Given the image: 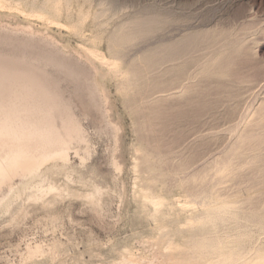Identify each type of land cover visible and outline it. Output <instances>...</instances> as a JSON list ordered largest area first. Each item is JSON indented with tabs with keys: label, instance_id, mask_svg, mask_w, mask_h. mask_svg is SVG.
<instances>
[{
	"label": "rangeland",
	"instance_id": "obj_1",
	"mask_svg": "<svg viewBox=\"0 0 264 264\" xmlns=\"http://www.w3.org/2000/svg\"><path fill=\"white\" fill-rule=\"evenodd\" d=\"M0 3V264H264V0Z\"/></svg>",
	"mask_w": 264,
	"mask_h": 264
},
{
	"label": "bare ground",
	"instance_id": "obj_2",
	"mask_svg": "<svg viewBox=\"0 0 264 264\" xmlns=\"http://www.w3.org/2000/svg\"><path fill=\"white\" fill-rule=\"evenodd\" d=\"M4 1V0H3ZM1 4V3H0ZM150 26V25H149ZM134 29V28H133ZM132 30V29H131ZM133 32H136V31H134V30H132ZM132 31H130L129 33L131 34V32ZM178 41H180V40H178ZM176 42V41H175ZM169 44H167V46H168ZM164 46V45H163ZM177 46V45H176ZM161 47V46H160ZM166 47V46H165ZM171 47V46H170ZM175 47V46H174ZM161 49V48H160ZM167 49H171V48H167ZM176 49H177V47H176ZM166 50V49H165ZM172 51V50H171ZM170 52V51H169ZM178 52V51H177ZM169 54V53H168ZM172 56H173V54H172ZM171 56V57H172ZM102 57V56H101ZM171 57H169V60H170V58ZM175 58V57H174ZM167 60H168V58H166ZM147 61V60H146ZM151 61V60H150ZM153 61H154V59H153ZM156 62H157V60H155ZM161 61V60H160ZM159 61V62H160ZM172 61V60H171ZM147 62H149V60L147 61ZM146 62V63H147ZM158 62V63H159ZM163 62V61H162ZM162 62H160V65H162V64H164V63H162ZM144 63V62H143ZM155 63V62H154ZM153 63V64H154ZM151 65L149 66V67H152V61H151V63H150ZM156 64L157 63H155V66H156ZM143 65V64H142ZM144 66H145V63H144ZM154 66V65H153ZM146 68H147V66H146ZM163 89V88H162ZM32 92V91H31ZM28 93V92H27ZM22 94V93H21ZM31 95V94H30ZM190 97H192V96H190ZM30 99V98H29ZM157 99V98H156ZM33 103V102H32ZM17 104H19V103H17ZM26 104V103H25ZM14 105H16V103L14 104ZM29 106H31V105H29ZM13 108V107H12ZM19 108H22V107H20V105H19ZM34 108V107H33ZM6 109V108H5ZM23 109H25V108H23ZM10 110V109H9ZM15 111H16V109H15ZM32 111V110H31ZM37 111V110H36ZM8 112V111H7ZM34 112V111H33ZM3 113H4V111H3ZM1 114V113H0ZM7 114V113H6ZM15 114V113H14ZM27 114V113H26ZM26 114H24V115H26ZM36 114V113H35ZM8 115V114H7ZM33 115H34V113H33ZM18 116H20V115H18ZM36 116V115H35ZM39 116V115H38ZM46 115H44V116H42L43 118L41 119L40 117V119L39 120H37V121H31L30 119H31V117L29 118V122H25V121H23V123H19L18 125H12V126H7V125H9V122H10V120H11V118L13 117H15V115H10L9 117L7 116H4L3 115V117H1L0 118V151L1 152H3V154L2 155H0L1 156V158H0V179H2V177L4 176V175H6L7 173H9L10 171H13L12 169L13 168H16V167H18V166H22V163H24V162H26L27 160L26 159H31V157L32 158H34V159H41V160H45V159H43V158H47V159H49V157L50 156H53V157H57V158H63L64 156H63V154H64V152H65V144L64 143H66V141L65 142H62L61 140H63L62 138L59 140H53L52 138L54 137H52V138H50L51 137V131H54L55 132V130H51V128L49 127V126H51L50 124H48L47 123V119H46V117H45ZM23 117V116H22ZM45 117V118H44ZM16 118H18L17 116H16ZM33 118V117H32ZM20 119H22V118H20ZM37 119V118H36ZM35 119V120H36ZM66 119V118H65ZM13 120V119H12ZM17 120H19V119H17ZM25 120V119H24ZM66 120H68V118L66 119ZM48 121H49V119H48ZM22 122V121H21ZM25 122V123H24ZM67 122V121H66ZM65 122V123H66ZM15 123V122H14ZM61 123H63L62 122V119H61ZM64 123V124H65ZM69 123V122H68ZM11 125V124H10ZM49 125V126H48ZM236 126V125H235ZM53 127V126H52ZM69 127V126H68ZM62 129H63V126L61 127ZM65 129V128H64ZM70 129V128H69ZM66 130L68 131V129L66 128ZM66 130H64L65 131V133H66ZM64 131H60V132H63L64 133ZM70 131H71V129H70ZM56 134H60V133H56ZM52 135H54V134H52ZM62 135V133L59 135V136H61ZM66 135H69V133H67V134H65L63 137H65ZM71 135V134H70ZM56 136V135H55ZM244 137V136H243ZM33 138H36L37 140H39L40 141V144H39V148L40 147H45V145H49V144H53L56 148L54 149V150H52V152H48L47 153V150H46V152L45 151H43L42 149H40V153L38 154V155H33L32 153H31V151L32 150H30V152L29 153H27L26 151L28 150H24V149H22L21 148V144L22 145H24L23 143H22V141L23 140H26V139H29L30 141L33 139ZM246 138V137H245ZM66 139V138H65ZM240 139V138H239ZM24 143H25V141H23ZM31 142H33V141H31ZM37 143L36 144H38V141H36ZM35 144V145H36ZM52 146V145H51ZM50 146V147H51ZM26 147V146H25ZM49 147V146H48ZM27 148V147H26ZM39 148L37 149V150H39ZM31 149H34V148H31ZM36 150V149H35ZM35 150H33V151H35ZM44 150H45V148H44ZM51 151V150H50ZM1 154V153H0ZM37 154V153H36ZM257 157V156H256ZM52 158V157H51ZM26 160V161H25ZM33 160V159H32ZM222 160H224V158L222 159ZM226 161H227V159H225ZM224 160V161H225ZM220 161H221V159H220ZM225 161V162H226ZM28 162V161H27ZM35 162V161H34ZM222 162V161H221ZM221 162H219V160H218V163H221ZM32 163V162H31ZM38 163V161H36V163H35V165ZM222 163H224V162H222ZM226 164V163H225ZM28 165V164H27ZM38 165V164H37ZM219 165V164H218ZM217 165V166H218ZM20 166V167H21ZM26 166V165H25ZM31 166V165H30ZM220 166V165H219ZM217 168V167H216ZM216 168H214L215 170H216ZM17 169V168H16ZM28 169V168H27ZM213 169V171H215ZM15 171V170H14ZM11 173V172H10ZM151 176V175H150ZM190 178V177H189ZM219 178V177H218ZM2 181V180H1ZM213 181V180H212ZM217 181H218V179H217ZM205 182V181H204ZM213 183V182H212ZM208 185V184H207ZM213 185V184H212ZM204 187H206V185H204ZM201 189V188H200ZM204 189V188H203ZM207 190H208V188H207ZM206 191V190H205ZM198 192H202L201 190H199ZM197 192V193H198ZM204 192V191H203ZM199 194V193H198ZM204 194V193H203ZM206 195H207V192L205 193ZM204 194V195H205ZM199 195H201L202 196V194L200 193ZM203 195V196H204ZM199 198H201L200 196H199ZM203 199V198H202ZM205 200V199H204ZM200 201V200H199ZM201 203H202V201H201ZM203 203H205V202H203ZM223 204V203H222ZM205 212H206V210H205ZM207 213V212H206ZM223 213H226V212H223ZM208 214V213H207ZM209 214H210V212H209ZM230 214V213H229ZM199 216V215H198ZM206 216V215H205ZM215 216H217V215H215ZM221 216V215H220ZM229 216V215H228ZM232 216V215H231ZM212 217H214V216H212ZM211 217V218H212ZM222 217H225V216H222ZM206 218V217H205ZM208 218V217H207ZM220 218V217H219ZM226 219V218H225ZM205 220V219H204ZM212 220H214V218L212 219ZM217 220V219H216ZM211 221V220H210ZM214 222V221H213ZM215 223H216V221H215ZM204 227H206L204 224H202ZM210 228V227H209ZM214 228H215V225H214ZM240 232H238V234H239ZM236 236H237V233L235 234ZM211 236V235H210ZM209 236V237H210ZM215 236H216V234H215ZM215 236H214V234H213V237L215 238ZM209 237H208V239H209ZM217 237V236H216ZM201 238V237H200ZM237 238V237H236ZM203 239L205 240V238L203 237ZM211 239V238H210ZM209 239V240H210ZM216 239V238H215ZM199 240V239H198ZM206 240H207V236H206ZM213 240V239H212ZM217 240H218V237H217ZM200 241V240H199ZM202 242H203V240H201ZM205 242V241H204ZM222 242V241H221ZM208 243V242H207ZM224 243V242H223ZM222 244V243H221ZM227 244V243H226ZM255 244V243H254ZM229 245V244H228ZM228 245H226L225 247H227ZM250 245V244H249ZM248 246V245H247ZM252 247L253 246H255V245H251ZM256 247V246H255ZM249 248V247H248ZM257 248H259L258 246H257ZM239 250V249H238ZM257 252V251H256ZM259 255V254H258ZM230 264H242L243 262H241V261H239L238 260V256H237V254H236V252H232V256L230 257ZM257 260H259L258 262H260V259L257 257L256 258ZM228 260V259H227ZM257 262V263H258ZM247 263H249V262H246L245 264H247ZM258 264H260V263H258ZM262 264V263H261Z\"/></svg>",
	"mask_w": 264,
	"mask_h": 264
}]
</instances>
